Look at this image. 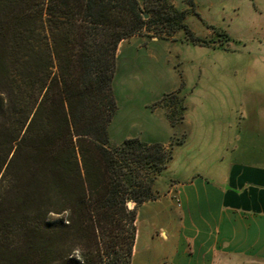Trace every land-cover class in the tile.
I'll return each instance as SVG.
<instances>
[{
    "label": "trees",
    "instance_id": "1",
    "mask_svg": "<svg viewBox=\"0 0 264 264\" xmlns=\"http://www.w3.org/2000/svg\"><path fill=\"white\" fill-rule=\"evenodd\" d=\"M143 7L0 0V264L131 263L171 150L109 144L117 47L159 24L197 41L170 5Z\"/></svg>",
    "mask_w": 264,
    "mask_h": 264
},
{
    "label": "crops",
    "instance_id": "2",
    "mask_svg": "<svg viewBox=\"0 0 264 264\" xmlns=\"http://www.w3.org/2000/svg\"><path fill=\"white\" fill-rule=\"evenodd\" d=\"M252 2L257 36L251 44L258 51L241 54L235 70L188 67L177 72L169 89L155 92L141 106L159 124L152 135L158 139H148L143 131L125 136L165 144L173 129L164 111L149 105L180 90L189 102L186 136L170 163L182 153L186 158L212 156L203 172L187 165L176 172L169 166L173 182L165 185V174L159 178L162 193L140 205L136 215L137 221L142 209L151 208L148 217L157 227L148 230L146 241L156 239L157 245L155 250L146 246L135 263V236L130 264H264V0ZM193 3L200 13L214 5L212 0ZM135 36L118 44L116 58L122 43ZM186 57L181 60L194 58ZM228 142H234L230 160Z\"/></svg>",
    "mask_w": 264,
    "mask_h": 264
},
{
    "label": "rangeland",
    "instance_id": "3",
    "mask_svg": "<svg viewBox=\"0 0 264 264\" xmlns=\"http://www.w3.org/2000/svg\"><path fill=\"white\" fill-rule=\"evenodd\" d=\"M138 1L144 8V0ZM162 2L170 5L182 16L183 24L197 41H190L183 28L170 32L168 26L159 24L157 27L144 29L137 36L122 43L115 60L116 69L112 79L116 111L107 129L111 146L118 145L126 139V135L136 131H143V134L148 135V139H158L153 138L152 135L157 125L159 128V124L152 122V119L150 120L143 113L141 106L152 99L155 92L169 89L174 83V75L177 72L188 67L201 70H235L240 64L238 58L241 54L258 51L251 44V39L257 36V32L255 33L256 7L252 0H212L214 5L208 13L197 12L193 0H162ZM147 17L148 14L144 9V18ZM174 48L178 50L175 51ZM185 48H189L187 53L184 52ZM186 56H194V58L181 60ZM185 97L180 90H175L163 94L159 100L149 105L152 110L162 109L173 129V134L168 141L165 144L159 143L171 150V159L155 180L154 190L157 198L164 186L159 178L165 174L162 180L165 185L173 182L169 166L176 172L184 165L203 172L205 165L212 158L209 156L201 159L192 155L186 158L182 153L177 154L174 163H170L174 148L181 146L186 136L183 123L189 102ZM160 136L161 134L158 137ZM129 138H138L147 144H154V142L142 140L139 135ZM227 149L228 159H234L230 157L234 154V142H228ZM132 206L131 203L129 207ZM150 210L149 207L142 209L136 221L138 239L135 263L140 260L146 246L155 250L157 245L156 239L149 243L146 241L148 230H155L157 227V221L148 217Z\"/></svg>",
    "mask_w": 264,
    "mask_h": 264
},
{
    "label": "water",
    "instance_id": "4",
    "mask_svg": "<svg viewBox=\"0 0 264 264\" xmlns=\"http://www.w3.org/2000/svg\"><path fill=\"white\" fill-rule=\"evenodd\" d=\"M129 206H131V203H128Z\"/></svg>",
    "mask_w": 264,
    "mask_h": 264
}]
</instances>
